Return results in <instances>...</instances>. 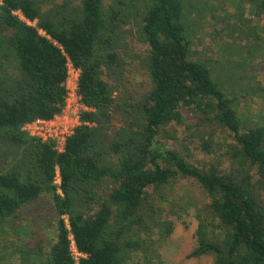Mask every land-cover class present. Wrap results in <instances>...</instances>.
Masks as SVG:
<instances>
[{
  "label": "trees",
  "instance_id": "trees-1",
  "mask_svg": "<svg viewBox=\"0 0 264 264\" xmlns=\"http://www.w3.org/2000/svg\"><path fill=\"white\" fill-rule=\"evenodd\" d=\"M184 3L1 0L0 235L21 208L48 196L56 238L0 252V264H162L161 243L173 226L165 218L193 207L165 192L180 178L194 180L208 198L196 215L189 257L264 264V126L244 127L234 106L238 92L231 98L217 82L220 71L214 75L211 63L191 59ZM257 6V15L264 13V0ZM127 36L146 47L143 92L125 86L118 50ZM68 62L79 71L77 94L87 110L59 152L22 127L61 113ZM257 89L264 94V86ZM185 111L212 128L200 141L204 153L211 152L215 129L229 133L228 168L220 161L194 164L160 142V129L183 123ZM56 168L62 195L53 183ZM71 241L82 254L77 263Z\"/></svg>",
  "mask_w": 264,
  "mask_h": 264
},
{
  "label": "rangeland",
  "instance_id": "rangeland-1",
  "mask_svg": "<svg viewBox=\"0 0 264 264\" xmlns=\"http://www.w3.org/2000/svg\"><path fill=\"white\" fill-rule=\"evenodd\" d=\"M61 0H57L60 2ZM79 0H75L78 2ZM190 9L185 20L190 25L189 34L192 60L211 63L213 74L221 72L219 86L232 98L237 95L235 106L244 127L264 126V94L257 88L264 86V13L257 15V0H184ZM109 0H104L106 6ZM135 37L138 25L129 20ZM146 47L127 36L118 50L126 62V88L143 92L149 78L140 61ZM248 61L246 65H242ZM214 77V76H213ZM216 79V78H215ZM232 91L238 92L232 95ZM183 123H168L160 129L159 139L167 148L187 156L194 164L220 161L223 168L229 162L224 155L230 142L227 131L214 130V144L210 153L200 148L201 138L207 137L212 128L198 114L183 112ZM169 199L193 206L188 214L177 212L167 216L173 222L172 231L161 243L159 250L162 264H212V257H189L195 249L196 215L203 213L208 198L201 187L191 179H178L165 188ZM167 210H172L165 203ZM67 224V218H64ZM7 227V234L0 235V252H10L13 246L33 244L35 239L46 246L56 238V214L48 196L19 210L18 216ZM14 249V248H13ZM73 256L78 255L72 248Z\"/></svg>",
  "mask_w": 264,
  "mask_h": 264
},
{
  "label": "built area",
  "instance_id": "built-area-1",
  "mask_svg": "<svg viewBox=\"0 0 264 264\" xmlns=\"http://www.w3.org/2000/svg\"><path fill=\"white\" fill-rule=\"evenodd\" d=\"M78 75L79 71L74 69L72 64L68 62L67 78L65 82L66 97L61 113L47 120L35 119L29 123H26L22 127V130L30 137L37 138L42 142H54L55 149L59 152L63 151L65 140L73 134V131L80 124V113L87 110V108L81 103L80 97L77 94ZM53 183L56 186V192L59 195H62L60 190V176L57 168ZM72 248L79 258L82 257V254L76 251L74 244L71 241V251ZM73 257L77 263L79 258L76 259L75 256Z\"/></svg>",
  "mask_w": 264,
  "mask_h": 264
}]
</instances>
